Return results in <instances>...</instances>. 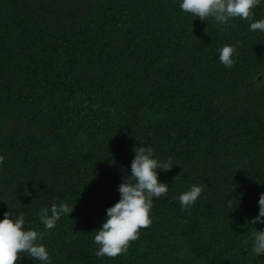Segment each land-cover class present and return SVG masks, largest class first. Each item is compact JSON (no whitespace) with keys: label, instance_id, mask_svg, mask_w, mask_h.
Masks as SVG:
<instances>
[{"label":"trees","instance_id":"obj_1","mask_svg":"<svg viewBox=\"0 0 264 264\" xmlns=\"http://www.w3.org/2000/svg\"><path fill=\"white\" fill-rule=\"evenodd\" d=\"M181 3L0 0V220L23 212L46 231L42 207L74 206L42 241L51 264H264L251 247L264 223L250 224L264 193V32L240 18L219 31ZM253 11L264 19V0ZM139 146L172 157L157 173L168 194L126 254L97 257ZM194 184L204 191L182 211Z\"/></svg>","mask_w":264,"mask_h":264},{"label":"clouds","instance_id":"obj_2","mask_svg":"<svg viewBox=\"0 0 264 264\" xmlns=\"http://www.w3.org/2000/svg\"><path fill=\"white\" fill-rule=\"evenodd\" d=\"M261 5V0H182L181 11L201 21L211 20L224 30L231 19L240 18L249 21V31L264 32V19L255 20L254 9ZM239 44V42H238ZM220 63L225 68L235 64L234 55H238L237 45L225 44L219 50ZM135 156L131 161V174L123 178L118 186L120 199L106 210V220L95 230L94 243L98 245L97 257L115 258L126 254L130 242L138 239L139 230L148 228L152 220L150 210L153 199L167 196L168 183L160 182L158 170L169 171L174 163L172 157L161 161L154 157L151 146L134 147ZM4 157L0 155V164ZM204 191L202 185H192L189 190L179 196L181 210L190 208ZM229 198L228 206L232 207ZM259 214L250 221L264 223V193L259 197ZM74 210L61 201L53 203L50 208L42 207L38 216L46 231H38L26 226L23 212L14 215L9 209L0 220V264H17L23 256L39 261L40 264H51L49 252L42 243L47 232L54 229L62 216ZM252 252L257 255L264 253V230L252 232ZM248 244V241H244Z\"/></svg>","mask_w":264,"mask_h":264}]
</instances>
